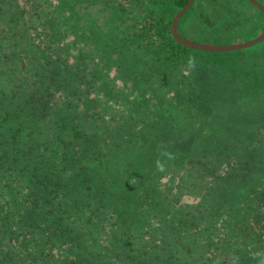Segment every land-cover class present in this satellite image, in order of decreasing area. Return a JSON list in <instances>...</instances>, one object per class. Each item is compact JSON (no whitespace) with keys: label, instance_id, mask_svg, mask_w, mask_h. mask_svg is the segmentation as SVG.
<instances>
[{"label":"trees","instance_id":"1","mask_svg":"<svg viewBox=\"0 0 264 264\" xmlns=\"http://www.w3.org/2000/svg\"><path fill=\"white\" fill-rule=\"evenodd\" d=\"M188 1L0 0V264H264V41Z\"/></svg>","mask_w":264,"mask_h":264},{"label":"water","instance_id":"2","mask_svg":"<svg viewBox=\"0 0 264 264\" xmlns=\"http://www.w3.org/2000/svg\"><path fill=\"white\" fill-rule=\"evenodd\" d=\"M252 5L257 7L264 15V5H262L258 0H248ZM195 0H189L175 15L172 25L171 32L173 38L179 43L186 47L193 48L200 51L214 52V53H224V52H233L251 48L257 44L264 41V31L260 36L255 39H252L247 42L229 44V45H213V44H204L196 41L189 40L181 36L178 32V24L182 16L192 7Z\"/></svg>","mask_w":264,"mask_h":264},{"label":"rangeland","instance_id":"3","mask_svg":"<svg viewBox=\"0 0 264 264\" xmlns=\"http://www.w3.org/2000/svg\"><path fill=\"white\" fill-rule=\"evenodd\" d=\"M206 1V0H205ZM230 2V4H232V5H235V0H229ZM262 5H264V2L263 1H260V0H258ZM213 4H211V2L209 3V2H205V6H204V12L207 14V16L208 17H204L203 16V11H200V13H199V16L197 17V18H195L196 19V22L197 23H199V18H201V17H203L204 19L202 20L204 23H209V26H208V28H213L214 27V25L216 24V20L215 19H217V18H224L226 21H228L232 16H230L231 15V13H229L227 16L226 15H222V16H220V13L219 12H217V10L216 9H213ZM177 14V13H176ZM175 14V15H176ZM175 15H174V17H175ZM200 15H202V16H200ZM174 17H173V19H174ZM173 21V20H172ZM211 23H213V24H211ZM200 24V23H199ZM196 30H200L199 29V26L196 24ZM199 31H195V33H198ZM198 35V34H197ZM254 36V31H247V32H245V33H243L242 34V36H240V38H242V39H240V40H247V41H250V39L252 40V37ZM185 38V37H184ZM204 40V44H209L210 42L211 43H213V41L212 40H208V39H202L201 41H203ZM208 40V41H207ZM237 41L238 40H236V38H234V39H232V38H227L225 41L222 39V40H220L218 43L217 42H215V43H213V45H229V44H236L237 43ZM247 41H244V42H247ZM197 42V41H196ZM201 43V42H200Z\"/></svg>","mask_w":264,"mask_h":264}]
</instances>
